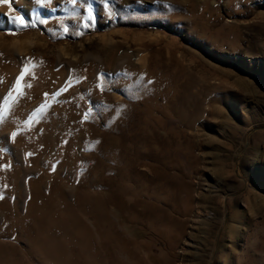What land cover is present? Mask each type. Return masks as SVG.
I'll list each match as a JSON object with an SVG mask.
<instances>
[{
    "label": "rangeland",
    "instance_id": "374dc122",
    "mask_svg": "<svg viewBox=\"0 0 264 264\" xmlns=\"http://www.w3.org/2000/svg\"><path fill=\"white\" fill-rule=\"evenodd\" d=\"M0 264H264V0L0 3Z\"/></svg>",
    "mask_w": 264,
    "mask_h": 264
},
{
    "label": "snow or ice",
    "instance_id": "6c2138e0",
    "mask_svg": "<svg viewBox=\"0 0 264 264\" xmlns=\"http://www.w3.org/2000/svg\"><path fill=\"white\" fill-rule=\"evenodd\" d=\"M38 4H43L44 0H36ZM0 3H8V0H0ZM16 20H21L20 17H15ZM22 22V21H21ZM23 79V73L21 74L20 77L17 78L16 84L19 85L21 80Z\"/></svg>",
    "mask_w": 264,
    "mask_h": 264
}]
</instances>
